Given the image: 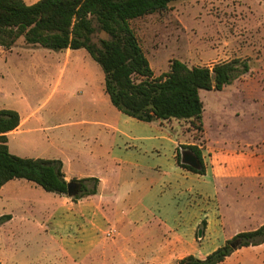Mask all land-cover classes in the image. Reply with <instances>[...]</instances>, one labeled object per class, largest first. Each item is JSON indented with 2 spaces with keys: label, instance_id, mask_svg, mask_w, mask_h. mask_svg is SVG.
Returning a JSON list of instances; mask_svg holds the SVG:
<instances>
[{
  "label": "crops",
  "instance_id": "1",
  "mask_svg": "<svg viewBox=\"0 0 264 264\" xmlns=\"http://www.w3.org/2000/svg\"><path fill=\"white\" fill-rule=\"evenodd\" d=\"M25 1L33 5L40 0ZM16 50L0 47V55L7 59ZM74 51L77 50H66L62 60L41 58L42 63L56 62L42 69L56 70L57 78L42 104L24 101L20 107L8 109L18 112L21 119L18 128L7 134L8 147L11 154L21 158L61 161L68 182L98 179V193L77 201L59 195L54 207L52 196L39 192V186L32 182L17 179L5 184L0 189V199L9 205L14 202L15 206L4 207L0 213V217H11L0 225V262L176 264L196 252V242L204 240L197 236L204 221L202 236L214 231L224 235L223 218L219 223L212 215L205 220L192 217L190 212L195 207L191 200L184 208L175 206L174 200L194 193L195 182L201 179L204 184H212L213 196L219 199L220 181L234 176L254 177L258 168H237L220 149L208 150L212 153L209 165L203 155L205 175L181 168L176 160L181 146L195 144H183V139H178L173 124L177 120L144 123L120 112L105 92L104 76L96 79L95 65L87 56H75ZM68 71L80 75L83 83L76 87L82 100L77 104L67 101L69 86L68 81L64 85L63 78ZM56 95L58 101L52 103ZM96 102L102 103L113 120L109 116L107 121L96 124ZM76 118L79 121H74ZM96 126L104 128L103 136ZM128 127L137 133H128ZM141 130L145 133L138 134ZM130 142L140 148L161 150L166 157L157 166L139 158L129 160L130 153L133 155L128 152L133 147ZM152 173L158 175L157 179ZM34 192L43 197L37 206L31 200ZM156 208L161 210L156 212ZM36 220L40 222L37 226ZM216 249L204 252L198 259H205ZM228 262L264 264V244L241 248L222 264Z\"/></svg>",
  "mask_w": 264,
  "mask_h": 264
},
{
  "label": "rangeland",
  "instance_id": "2",
  "mask_svg": "<svg viewBox=\"0 0 264 264\" xmlns=\"http://www.w3.org/2000/svg\"><path fill=\"white\" fill-rule=\"evenodd\" d=\"M131 24L157 77L169 71L173 60L189 67L212 68L220 62L240 59L250 66L247 74L238 77L223 91H201L205 132L198 140L189 121L177 120L173 123L178 139H183V144L198 145L208 165L212 155L208 150L220 149L235 167L248 165L258 168L254 177L234 176L220 181L219 199L213 196L212 184H204L201 179L195 182L194 193L174 200V205L181 208L191 200L195 207L194 212H190L192 217H204L205 220L212 215L219 223L223 218L224 235L214 231L202 236L204 240L196 242L197 250L190 256L199 258L204 252L222 247L240 232L264 224V0H174L167 10L134 20ZM101 38L106 36L96 35L94 41L98 42ZM15 47L17 50L7 59L0 55V110L20 107L24 101L42 104L58 73L56 70H43L42 67L56 65V62L42 63L41 58L52 56L62 60L66 56V50L30 48L23 39ZM73 54L82 59L87 56L91 60L95 65L96 79L104 76L100 65L91 59L86 50L80 49ZM80 77L68 71L63 78L64 85L68 81L67 101L71 104L82 102L76 88L83 84ZM57 96L51 100L52 103L58 101ZM109 116L113 120L102 103L96 102V124L107 121ZM74 121L79 120L76 118ZM132 129L128 127V133H137ZM96 131L101 136L105 133L104 128L97 126ZM141 133L145 132H138ZM130 143L133 147L128 152L132 151L133 155L130 153L129 160L139 158L157 166L166 157L161 150L140 148L138 144ZM155 176L157 179L158 175ZM38 188L39 192H45ZM47 194L52 196L55 207V198L59 195ZM33 196L31 200L37 206L43 197L38 192H34ZM10 205L15 206V203ZM10 205L0 199V213ZM155 210L157 212L161 208ZM185 215L189 217V212ZM39 223L36 220L35 225ZM200 231H203L201 224L197 236Z\"/></svg>",
  "mask_w": 264,
  "mask_h": 264
},
{
  "label": "trees",
  "instance_id": "3",
  "mask_svg": "<svg viewBox=\"0 0 264 264\" xmlns=\"http://www.w3.org/2000/svg\"><path fill=\"white\" fill-rule=\"evenodd\" d=\"M174 0H40L28 5L25 0H0V47L11 51L20 39L30 47L54 51L84 49L104 73L105 92L112 105L125 115L144 123L158 120L189 121L196 140L205 132L204 103L201 91L221 92L250 66L240 59L205 66L189 67L179 60L169 71L155 76L132 21L168 9ZM96 35H103L98 42ZM21 123L14 110H0V189L12 180H26L48 193L66 195L68 182L59 160L21 158L10 153L7 134ZM194 153L201 169L178 165L199 175L206 174L198 145L182 146ZM80 186L74 201L97 195L98 179L73 180ZM11 219L0 217V225ZM206 227L204 221L201 225ZM238 242L232 248L231 243ZM264 244V224L253 231L240 232L205 259L189 256L180 264H222L237 250ZM0 264H2L0 262Z\"/></svg>",
  "mask_w": 264,
  "mask_h": 264
},
{
  "label": "water",
  "instance_id": "4",
  "mask_svg": "<svg viewBox=\"0 0 264 264\" xmlns=\"http://www.w3.org/2000/svg\"><path fill=\"white\" fill-rule=\"evenodd\" d=\"M182 163L192 167L193 169H197V170L201 169V164L198 157L190 151L182 152ZM79 192H80L79 185L71 182L68 184V193H67L68 197L74 198L79 194ZM199 236L202 237V231H200ZM238 245H239L238 242L231 243V247L235 249L238 247ZM185 264H191V263H185Z\"/></svg>",
  "mask_w": 264,
  "mask_h": 264
}]
</instances>
